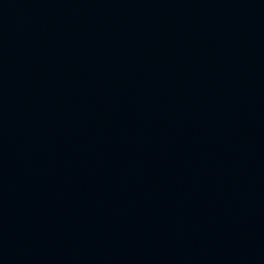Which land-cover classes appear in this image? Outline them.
<instances>
[{"label": "water", "instance_id": "obj_1", "mask_svg": "<svg viewBox=\"0 0 264 264\" xmlns=\"http://www.w3.org/2000/svg\"><path fill=\"white\" fill-rule=\"evenodd\" d=\"M189 79L264 147V0H77Z\"/></svg>", "mask_w": 264, "mask_h": 264}]
</instances>
